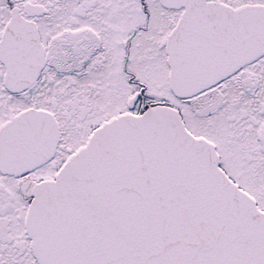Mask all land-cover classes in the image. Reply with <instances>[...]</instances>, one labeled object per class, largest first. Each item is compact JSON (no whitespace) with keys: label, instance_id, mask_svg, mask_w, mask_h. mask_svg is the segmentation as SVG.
I'll use <instances>...</instances> for the list:
<instances>
[{"label":"snow or ice","instance_id":"obj_1","mask_svg":"<svg viewBox=\"0 0 264 264\" xmlns=\"http://www.w3.org/2000/svg\"><path fill=\"white\" fill-rule=\"evenodd\" d=\"M0 264H264V0H0Z\"/></svg>","mask_w":264,"mask_h":264}]
</instances>
